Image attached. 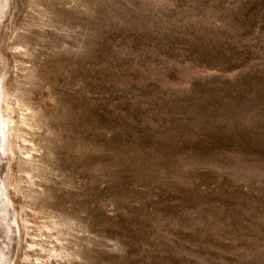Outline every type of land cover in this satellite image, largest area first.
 Segmentation results:
<instances>
[{
    "label": "rangeland",
    "instance_id": "rangeland-1",
    "mask_svg": "<svg viewBox=\"0 0 264 264\" xmlns=\"http://www.w3.org/2000/svg\"><path fill=\"white\" fill-rule=\"evenodd\" d=\"M7 1L10 264H264V0Z\"/></svg>",
    "mask_w": 264,
    "mask_h": 264
},
{
    "label": "bare ground",
    "instance_id": "bare-ground-1",
    "mask_svg": "<svg viewBox=\"0 0 264 264\" xmlns=\"http://www.w3.org/2000/svg\"><path fill=\"white\" fill-rule=\"evenodd\" d=\"M5 1H7V0H0V16H2L3 14L1 13L2 12V9H5V6L6 5H8V1L5 3L6 5H4V3L3 2H5ZM3 5H4V8H3ZM6 7H8V6H6ZM7 9V8H6ZM7 11V10H6ZM4 18V17H3ZM94 18V17H93ZM96 19V18H95ZM0 21H1V19H0ZM1 23V22H0ZM94 25V24H93ZM96 30V29H95ZM97 32V31H96ZM85 39V40H84ZM84 39H80V41H79V43L80 42H82L85 46H86V49L83 51V52H80L79 54L77 53V52H79V51H75L74 53H70V55H69V57L70 58H72V60L74 59H77V61L78 62H83L85 59L86 60H89V61H96L97 59H98V57L100 56L99 55V53H98V49L96 48V47H94V46H96V44H94V42L96 41V39H95V37H86V38H84ZM79 40V39H78ZM96 43V42H95ZM97 47H98V45H97ZM84 49V48H83ZM83 54H84V56H83ZM83 56V57H82ZM65 57V56H64ZM68 58V57H67ZM70 58H69V60H70ZM65 59V58H64ZM81 64V63H80ZM81 66V65H80ZM83 68V67H82ZM75 70H76V68H75ZM2 71V72H1ZM1 71H0V146L1 147H4V149L6 148H8V152L10 151L11 152V150L12 149H10L11 147H9V146H7V144H8V139L10 138V135H11V132H10V130H11V128H12V126L10 125V121H11V116H10V113H9V105H4L3 103L5 102V104H6V102H7V99L5 98V97H7L6 95H7V93H6V91H5V89H4V76H5V73L4 72H6V71H4V69L2 70L1 69ZM77 71V70H76ZM76 71H75V74H77L76 73ZM82 73V72H81ZM80 74V73H79ZM56 80V79H55ZM3 105V106H2ZM3 152L4 150H0V152ZM6 151V150H5ZM7 152V151H6ZM11 154V153H10ZM5 155H8V154H5ZM4 157V156H3ZM9 157V156H8ZM11 158V157H10ZM10 158H8V159H10ZM0 159H2V158H0ZM4 159V158H3ZM7 158H6V160H8ZM1 161V160H0ZM5 161V160H4ZM2 162V161H1ZM0 162V163H1ZM9 162H10V160H9ZM4 163V162H3ZM2 164V163H1ZM5 177H6V175H5ZM2 188H3V186H2ZM4 190V189H3ZM1 192H2V190H1V188H0V194H1ZM6 192V191H5ZM3 193V192H2ZM7 200H8V196H7ZM8 204H9V201H6ZM9 207V206H8ZM0 209L1 210H3L2 211V213H7L9 210H8V208L6 209V207L4 206V203H2V204H0ZM0 210V211H1ZM6 210H8V211H6ZM9 213V212H8ZM7 213V214H8ZM6 214V215H7ZM10 214V213H9ZM6 215H4V216H6ZM3 216V217H4ZM1 218H0V220H2V221H4V222H6L7 221V217H9V215L5 218H3L2 217V215L0 216ZM10 219V218H9ZM8 219V220H9ZM4 222H2L1 224H2V226L0 225V227H4V228H6V226H11L10 224L9 225H6V224H4ZM13 228V227H12ZM11 228V229H12ZM1 229V228H0ZM10 230V229H9ZM8 230V228H7V230L5 229V231H9ZM2 231H4V230H2ZM7 233H10V232H5V234L4 235H6V238L8 237V236H11L10 234H7ZM1 234V233H0ZM8 235V236H7ZM2 237H4L3 235H2ZM9 238V237H8ZM10 238H12V236L10 237ZM9 238V239H10ZM14 238V237H13ZM1 239V238H0ZM3 239V238H2ZM8 239V240H9ZM6 240L7 239H5L4 241L6 242ZM12 240V239H11ZM10 240V241H11ZM3 241V240H2ZM3 241V242H4ZM12 242V241H11ZM10 242V243H11ZM0 243H2V242H0ZM8 243H9V241H8ZM3 244V247H8V245L6 244V246H4L5 245V243H2ZM9 245H11V244H9ZM2 247H0V264H10V260L8 261V258L6 257V252L5 251H3L2 249H1ZM6 249V248H5ZM4 249V250H5ZM11 248H9V250H10ZM9 250H8V248L6 249V251H8V253H9ZM3 251V252H2ZM5 252V253H4ZM87 264V263H86Z\"/></svg>",
    "mask_w": 264,
    "mask_h": 264
}]
</instances>
